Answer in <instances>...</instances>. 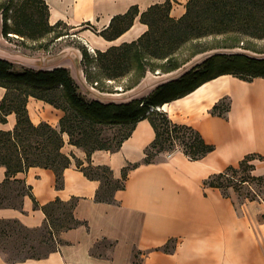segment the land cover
<instances>
[{
	"label": "crops",
	"instance_id": "1",
	"mask_svg": "<svg viewBox=\"0 0 264 264\" xmlns=\"http://www.w3.org/2000/svg\"><path fill=\"white\" fill-rule=\"evenodd\" d=\"M45 1L49 24L61 20L77 27L80 40L94 51L132 41L147 25L137 16L130 28L117 38L107 40L85 28L83 23L90 22L100 30L109 24L113 15L131 5L143 11L165 0ZM170 1V16L180 17L188 0ZM1 25L0 15V41H4ZM69 49H65L66 56L69 55L67 60H74L88 87L80 64L81 52L78 48ZM205 56L169 72L146 71L134 87L121 90L119 83L114 86V92L99 91L101 96L97 99L125 102L146 96L157 85L179 77ZM61 65L68 68L62 63L41 67L50 69ZM111 82L114 81H106ZM89 87L94 88L91 84ZM4 92L5 88L0 86V97ZM223 97L230 101L226 115L211 114L212 106ZM27 108L35 124L46 121L58 127L63 115L61 109L32 96L28 98ZM155 109L165 111L174 122L193 126L214 149L197 160H190L181 150H175L170 155L162 154L154 162L139 164L128 172L124 188L115 192L114 203L95 200L100 182L87 178L77 168L74 158L63 170L60 188L56 187L51 169L29 167L16 177L31 186L35 200L42 205L57 197L66 201L75 196L73 214L86 221V225L60 232L59 237L66 243L45 257L7 261L0 250V264H264V219L261 218L264 200L245 198L238 203L230 194L224 196L218 188L203 185L210 174L228 165H237L247 154L264 155V77L244 80L222 74ZM14 123L15 116L10 114L7 123L0 127L12 128ZM63 136L64 153L74 155L84 165L88 162L107 165L113 178H120L123 166L142 160L155 132L148 119H140L117 150L96 149L89 158L84 149L68 143L67 135ZM252 163L253 173L263 175L264 159H253ZM4 177L5 168L0 166V182ZM2 218H16L29 228L46 223L44 212L34 208L33 199L28 195L23 197L21 209L0 207ZM102 241L108 242L106 247H98Z\"/></svg>",
	"mask_w": 264,
	"mask_h": 264
},
{
	"label": "trees",
	"instance_id": "2",
	"mask_svg": "<svg viewBox=\"0 0 264 264\" xmlns=\"http://www.w3.org/2000/svg\"><path fill=\"white\" fill-rule=\"evenodd\" d=\"M171 6L170 0L154 3L143 11L137 5H131L126 11L113 15L109 24L100 30L90 22L83 23L85 28L92 29L107 40L117 38L130 28L137 16L140 22L147 25V29L136 39L111 45L105 50L95 49L91 52L78 39L74 45L81 52L80 64L86 81L101 90L107 80L125 79L121 84L125 90L137 85L146 71L169 72L178 69L190 56L210 49L243 48L264 53V49H254L247 40L264 39V0H188L185 12L177 18L170 16ZM48 14L45 0H0L2 36L11 37L13 33L22 38L40 40L65 23L58 20L49 24ZM62 34L57 33L55 36ZM209 36L222 38L207 46L199 44L201 42L198 41ZM189 42L193 51L180 59L179 50ZM222 74H231L244 80L264 77V56L215 52L179 77L157 85L148 95L125 102L87 98L67 67L33 69L0 57V86L5 88L0 97V124L7 123L8 115L15 116L12 128L0 127V166L5 168V177L0 182V207L21 209L23 197L28 195L33 199L34 208L44 212L46 220L42 227L29 228L16 218H2L0 237H10L13 232L19 234L20 230L45 228L39 241L51 246L42 254L26 250L28 255H18L10 261L45 257L66 243L59 237L60 232L86 225V221L77 219L73 214L77 197L66 201L57 197L40 205L32 195L31 186L16 177L18 173H25L31 166L49 168L55 174L56 187L60 188L63 170L74 158L77 168L87 178L100 182L95 200L114 203V194L124 188L128 172L141 163L154 162L157 154L170 152L172 147L179 145L190 160H197L214 149L193 126L174 122L165 111L155 107L181 97ZM29 96L63 111L58 127L46 121L37 124L32 122L27 108ZM229 108V99L223 97L212 106L210 113L225 116ZM145 118L152 125L155 137L146 147L140 162L122 167L120 178H113L112 170L107 165H93L90 162L84 165L74 155L62 151L64 134L68 137V143L84 149L88 158L96 149L115 151L130 135L135 123ZM100 124L129 125V131L115 144H111L99 138L100 133L95 126ZM253 159H264V155L247 154L237 165H228L224 170L210 174L203 180V185L218 188L224 196H229V188L238 192L241 185L249 184L250 181L264 182V174L253 173ZM239 173L242 175L238 176ZM244 198L252 200L256 197L246 194ZM261 218L264 219V214ZM166 249L167 246L164 247Z\"/></svg>",
	"mask_w": 264,
	"mask_h": 264
},
{
	"label": "rangeland",
	"instance_id": "3",
	"mask_svg": "<svg viewBox=\"0 0 264 264\" xmlns=\"http://www.w3.org/2000/svg\"><path fill=\"white\" fill-rule=\"evenodd\" d=\"M57 33H63V34L56 37L55 35ZM10 35L11 37H7V38L4 37V41L3 40L0 41V57L11 60L14 63L18 64L19 66L33 68V69L43 68L41 66H46V65L51 66V63H62L68 65V68L70 69L73 77L79 83L81 91L85 94L87 98H95V97L99 98L101 96L98 93L99 91L114 92L116 91L114 88L115 85L119 83L123 84V82H125V79L117 80L111 83L105 82V84L100 88L102 91L94 86H93L94 88H90L89 87L90 84H88L87 85L88 87H86V84L84 81H82V78L78 71L77 64L74 62V60H72V58H70L71 61L67 60L69 55L66 56V52H65V49L70 50L69 48H77L75 47L74 43L77 42L78 39L80 40V38L78 37V28L75 26L63 23L57 26L54 32H50L40 40H35V41L27 38H22L13 33H11ZM221 38L222 36H218L215 38L213 36H209L205 39H201L198 42H201L199 44H201L202 46H207L213 43L214 41L216 42L217 40H221ZM247 40L248 43H251V46L254 49L256 50L264 49V39L253 40L248 38ZM80 42L83 43L82 40H80ZM191 42H189L187 45L183 46L179 50L178 57L180 59L185 58L193 51V48L190 47ZM222 51L227 53L243 52L250 56H256V57L264 56V53H258L256 51L246 50L243 48H232V49L216 48V49L207 50L202 53H196L195 55L190 56L188 61L190 60L193 61L195 58L197 59L202 58L207 54L210 55L215 52H222ZM187 62H185V64ZM122 89L123 88H121V90ZM95 127L100 133L99 138H101L102 141L109 142L111 144H115L129 131V125H124V124L122 125L100 124V125H96ZM175 150H181V146L175 145L174 147H172V150L170 152ZM165 153L166 152L159 153L155 158L158 159L162 154ZM240 175H242V173H239L238 176ZM241 186H242L241 188H238L239 189L238 192L234 191L231 188L227 189V193L230 194L232 197H234L235 202L239 203L241 200L245 199L244 197L246 196V194L249 195L250 197L251 196L256 198L260 197L264 200V182L250 181L249 184H244ZM44 232H45V228L36 231L20 230L19 234H15V232H13L12 236L10 237L7 236L0 237V250L2 251L4 258L7 261H10L12 259H16L18 255L23 257L24 255H28V253H26V250L27 251L32 250V252L35 254H42L46 252L48 249H50L51 246H49L48 243H43L39 241L41 235H43ZM24 234L26 236H24ZM50 243L52 244V242ZM107 244L108 242L102 241L99 243L98 247H106ZM3 249L5 250V252L3 251Z\"/></svg>",
	"mask_w": 264,
	"mask_h": 264
},
{
	"label": "built area",
	"instance_id": "4",
	"mask_svg": "<svg viewBox=\"0 0 264 264\" xmlns=\"http://www.w3.org/2000/svg\"><path fill=\"white\" fill-rule=\"evenodd\" d=\"M168 155H170V153H167Z\"/></svg>",
	"mask_w": 264,
	"mask_h": 264
}]
</instances>
